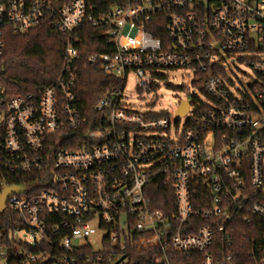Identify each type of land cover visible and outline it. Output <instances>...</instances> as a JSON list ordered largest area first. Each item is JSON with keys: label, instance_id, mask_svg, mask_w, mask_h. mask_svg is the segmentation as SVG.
I'll use <instances>...</instances> for the list:
<instances>
[{"label": "built area", "instance_id": "2783aa9c", "mask_svg": "<svg viewBox=\"0 0 264 264\" xmlns=\"http://www.w3.org/2000/svg\"><path fill=\"white\" fill-rule=\"evenodd\" d=\"M43 23L65 39L58 76L5 87L7 34ZM86 23L111 47L89 61L121 83L93 118L75 93ZM233 57L253 71L247 82ZM180 69L203 96L189 92L173 134L176 111L138 112L125 90L131 73L144 96ZM155 179L166 209L153 206ZM9 185L24 189L0 210L7 264H264V0H120L100 15L87 0H0V196ZM239 223L261 232L241 243L249 262L230 250Z\"/></svg>", "mask_w": 264, "mask_h": 264}, {"label": "trees", "instance_id": "16d2710c", "mask_svg": "<svg viewBox=\"0 0 264 264\" xmlns=\"http://www.w3.org/2000/svg\"><path fill=\"white\" fill-rule=\"evenodd\" d=\"M87 1L94 15L104 14L114 4L120 2V0ZM149 29L157 37H166L164 31L159 27L149 26ZM77 35L79 36L77 42L79 57L76 59L77 84L75 93L85 116L93 118L96 117L95 106L99 100L105 97L109 90L121 83L117 78L107 74L99 63H91L88 59L92 54L111 51V47L105 42L104 36L99 31V27L86 23L79 29ZM6 39L4 56L6 72L1 78L5 87L18 92L37 91L50 84L58 76L62 69L65 39L50 24L43 23L24 35L9 33ZM179 88L183 89L184 87L179 86ZM161 115L156 114V116ZM17 179L11 181H19ZM150 197L153 206L158 209H166V205L172 199L165 184L157 181V179L153 182ZM235 231V245L233 244L230 250L239 259L249 262V253L247 250L241 249V243L249 244V240L254 236L258 243L261 242V232L258 233L243 223H239ZM245 234H247L246 237ZM138 254L141 257L143 253ZM149 261L148 259V263ZM180 261L189 263L192 258L181 256ZM241 264L244 263L241 262Z\"/></svg>", "mask_w": 264, "mask_h": 264}, {"label": "rangeland", "instance_id": "374dc122", "mask_svg": "<svg viewBox=\"0 0 264 264\" xmlns=\"http://www.w3.org/2000/svg\"><path fill=\"white\" fill-rule=\"evenodd\" d=\"M231 70L235 71L239 79L243 82H247L254 76L250 67L245 65L233 57L231 59ZM235 66H234V65ZM194 79L193 71L191 69H180L168 73V79L160 81V88L152 93L142 96L137 90V77L131 73L126 85L125 95L126 100L131 104L138 112H148L149 110L166 111L174 115L176 108L178 107L177 101L187 97V94L195 93L197 96L202 97V93L192 84ZM184 88L181 89L179 86ZM190 115L183 116L180 120L178 128H175V123L172 126V132L176 131L181 133L185 128L186 123ZM7 258L0 257V264H7Z\"/></svg>", "mask_w": 264, "mask_h": 264}, {"label": "water", "instance_id": "95a60500", "mask_svg": "<svg viewBox=\"0 0 264 264\" xmlns=\"http://www.w3.org/2000/svg\"><path fill=\"white\" fill-rule=\"evenodd\" d=\"M13 83H16V81H13ZM192 99V95L189 93L187 94L186 99H182L177 110H176V119L179 120L181 117L186 115V113L189 110L190 106V101ZM24 187L19 186V185H9L4 188L3 193L0 196V210L4 208L5 202L7 198L12 194V193H19L23 191Z\"/></svg>", "mask_w": 264, "mask_h": 264}]
</instances>
